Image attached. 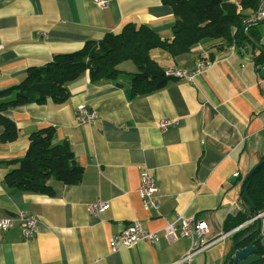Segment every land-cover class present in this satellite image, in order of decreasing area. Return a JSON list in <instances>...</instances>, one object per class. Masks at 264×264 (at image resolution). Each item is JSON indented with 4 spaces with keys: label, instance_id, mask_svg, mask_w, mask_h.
Instances as JSON below:
<instances>
[{
    "label": "crops",
    "instance_id": "crops-1",
    "mask_svg": "<svg viewBox=\"0 0 264 264\" xmlns=\"http://www.w3.org/2000/svg\"><path fill=\"white\" fill-rule=\"evenodd\" d=\"M174 20L161 0H109L104 7L93 0H0V89L19 83L28 67L118 33L127 23L146 24L171 38ZM253 26L264 49V22ZM218 43L203 39L175 56L159 47L150 50L165 69L193 71L197 61H209L191 81L173 76L164 87L130 98L131 73L137 68L125 60L113 79L91 82L86 71L67 82L63 103L30 101L3 111L15 122L18 137L0 141V219H14L0 228V264H178L191 240L168 239L164 228L179 229L180 216L206 221L208 242L182 264H225L241 236L234 234L255 226L242 183L264 158V76L250 51L242 58L235 47ZM12 96L0 97V105ZM79 105L93 111L95 119L77 122ZM162 119L176 124L161 129ZM48 126L54 128L52 142H67L83 168L79 182L63 185L50 177L52 194L7 187L5 175L18 166L29 135ZM142 169L155 179L157 208L140 196ZM97 201L108 207L92 213L89 205ZM19 212L37 217L30 237L22 233ZM240 216L246 219L236 225L234 218ZM134 221L157 231V239L113 250L111 237ZM258 234L241 246L253 242L255 247L259 241L264 248V234L255 241Z\"/></svg>",
    "mask_w": 264,
    "mask_h": 264
},
{
    "label": "trees",
    "instance_id": "trees-1",
    "mask_svg": "<svg viewBox=\"0 0 264 264\" xmlns=\"http://www.w3.org/2000/svg\"><path fill=\"white\" fill-rule=\"evenodd\" d=\"M161 2L169 6L175 16L171 38L161 37L146 24L127 23L118 33L108 32L99 40L85 41L76 51L55 54L42 65L28 67L19 83L0 89V97L13 95L0 105V141L11 142L18 137L15 122L3 113L4 110L30 101L43 103L49 99L55 103H63L69 96L65 84L86 71L91 82L113 79L120 73L117 65L131 60L137 71L131 73L128 88L130 98L146 95L164 87L172 77L167 76L165 68L151 58L150 50L154 47L162 48L175 56L188 52L203 39H214L219 42L216 46L221 48H238L246 42L250 45L254 64L257 66L264 63V53L256 49L248 38V34L257 42L261 38V34L252 30L255 24H247V18L257 9L259 0ZM53 135L52 126L41 128L29 135L27 151L18 159V166L5 175L7 187L19 191L52 194L53 187L47 183L50 177L63 185L79 182L83 168L76 162L69 144L65 141L53 143ZM246 190L255 209L262 210L264 166L247 182ZM245 219V216L234 218L236 225ZM251 226H254V223L236 232L234 238L237 239ZM258 243L260 242H255V247L261 258L253 264H264V248L261 244L258 246Z\"/></svg>",
    "mask_w": 264,
    "mask_h": 264
},
{
    "label": "built area",
    "instance_id": "built-area-1",
    "mask_svg": "<svg viewBox=\"0 0 264 264\" xmlns=\"http://www.w3.org/2000/svg\"><path fill=\"white\" fill-rule=\"evenodd\" d=\"M96 5L104 7L108 4L109 0H93ZM264 21V0H259L258 7L253 11L247 18V24H255L257 22ZM247 25V26H248ZM247 26L244 28L246 29ZM1 47V45H0ZM234 50V46L229 47ZM209 61H197L196 68L193 71H186L183 69H165V74L167 76L184 77L185 79L191 81L196 72H199L202 68L206 67ZM95 119V113L86 108L85 105H79L76 108L75 120L79 123L90 122ZM176 124L174 119H162L159 122V127L161 129H166L169 126ZM156 192L155 179L151 173L146 169L140 171V188L139 193L145 205L153 208H157V202L154 197ZM108 207L107 202L97 201L89 205V210L92 213H97L98 211L104 210ZM259 216H264V209L259 213ZM17 217L21 219L23 223L22 233L25 237L32 236L36 230L37 217L34 214H26L24 212H19ZM180 228L177 229L172 224H168L164 228V232L168 239H176L178 237H186L191 240L190 248L185 256H183L178 264H182L188 260V258L202 250H204L208 242L204 239L203 234L206 231L207 224L205 221L195 222L191 217L180 216ZM14 224V219L9 216L0 219V228L6 229ZM157 231H149L143 228L140 223L134 221L127 224L119 233L113 235L110 239V244L113 250L118 249L121 246H129L138 241L144 240L147 242H153L157 239Z\"/></svg>",
    "mask_w": 264,
    "mask_h": 264
},
{
    "label": "water",
    "instance_id": "water-1",
    "mask_svg": "<svg viewBox=\"0 0 264 264\" xmlns=\"http://www.w3.org/2000/svg\"><path fill=\"white\" fill-rule=\"evenodd\" d=\"M261 23V22H258ZM248 34V33H247ZM248 38L255 47H257L260 51L264 53V49L262 46L257 43L254 38L248 34ZM250 48L247 46V43H243L240 47L236 48L235 52L237 55H239L242 58H248L247 55L249 54ZM259 73L261 76H264V65L260 64L258 67ZM264 166V159L259 161L248 173L246 178L244 179L242 183V193L245 199L249 202L250 208L252 210L253 216L252 219L255 221V226L250 229L249 231L245 232L243 235H241L232 245L230 248L228 254H227V260L225 264H230L232 262L233 264H252L256 260H258L260 257L256 254V248L254 247L253 242L241 246L242 241L250 236L253 232L260 230V234L257 235L255 241L259 240L261 236L264 234V217L261 218L259 216V211L255 209L253 206L247 192H246V183L248 180L258 171L260 167ZM236 179V176H231L230 181H234Z\"/></svg>",
    "mask_w": 264,
    "mask_h": 264
},
{
    "label": "bare ground",
    "instance_id": "bare-ground-1",
    "mask_svg": "<svg viewBox=\"0 0 264 264\" xmlns=\"http://www.w3.org/2000/svg\"><path fill=\"white\" fill-rule=\"evenodd\" d=\"M262 22H264V21H262ZM194 220V219H193ZM195 221V220H194ZM197 221H201V220H197ZM197 221H195V222H197ZM204 221V220H203ZM206 222V221H205ZM207 224V223H206ZM242 226V225H241ZM206 230H207V228H206ZM221 237H225V234L224 233H222V235H221ZM256 248V247H255ZM256 253H257V249H256Z\"/></svg>",
    "mask_w": 264,
    "mask_h": 264
},
{
    "label": "rangeland",
    "instance_id": "rangeland-1",
    "mask_svg": "<svg viewBox=\"0 0 264 264\" xmlns=\"http://www.w3.org/2000/svg\"><path fill=\"white\" fill-rule=\"evenodd\" d=\"M258 7V6H257ZM119 66V65H118Z\"/></svg>",
    "mask_w": 264,
    "mask_h": 264
}]
</instances>
